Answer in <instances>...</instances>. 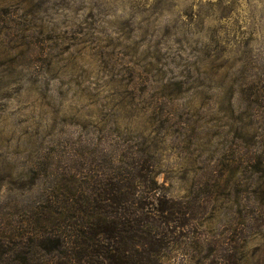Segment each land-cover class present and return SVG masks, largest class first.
Masks as SVG:
<instances>
[{"label":"rangeland","instance_id":"rangeland-1","mask_svg":"<svg viewBox=\"0 0 264 264\" xmlns=\"http://www.w3.org/2000/svg\"><path fill=\"white\" fill-rule=\"evenodd\" d=\"M135 168L163 262L264 264V0H0V264L91 251Z\"/></svg>","mask_w":264,"mask_h":264},{"label":"trees","instance_id":"trees-1","mask_svg":"<svg viewBox=\"0 0 264 264\" xmlns=\"http://www.w3.org/2000/svg\"><path fill=\"white\" fill-rule=\"evenodd\" d=\"M120 173L107 191L106 217L93 224L74 262L62 264H167L165 253L190 220L182 205L161 192L151 175L135 168Z\"/></svg>","mask_w":264,"mask_h":264}]
</instances>
